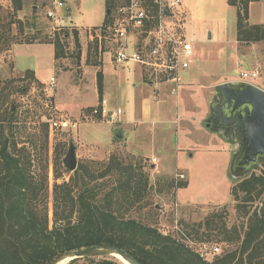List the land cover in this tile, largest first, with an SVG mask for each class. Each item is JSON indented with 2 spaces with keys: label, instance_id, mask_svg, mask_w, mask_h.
<instances>
[{
  "label": "rangeland",
  "instance_id": "1",
  "mask_svg": "<svg viewBox=\"0 0 264 264\" xmlns=\"http://www.w3.org/2000/svg\"><path fill=\"white\" fill-rule=\"evenodd\" d=\"M56 1L63 2L55 15L65 25H52L44 16L53 6L52 0H21L19 12L13 11V0H0V27L12 14L23 24L20 32L13 26L12 34H17L21 41H33V44L17 45L10 52L0 54V120L8 118L6 112L12 109L14 119L7 132L10 140L17 142L18 154H22L19 149L23 146L28 150L22 161L28 165L30 176L36 181L47 178L49 220L52 218L54 184L68 182L73 176L63 162L55 167V151L64 154L65 158L73 146L77 167L82 165L89 169V177L84 178L89 188L105 183L106 190H111L127 175L147 180V191L141 202L132 206L116 203L113 210L118 217L154 227L195 252L204 247L207 252L218 247L223 254L237 248L239 243L226 244L213 238L199 240V236L188 229L222 211L228 227L236 226L241 235L246 228L247 218L236 216V203L230 191L251 174L264 175V163L255 166L246 176L233 179L229 166L236 147L221 141L204 124L215 98L216 86L244 83L240 73L257 71V78L248 83L264 91V42H236L238 9L230 6L228 0H180L173 9V18L165 19L164 26L168 31H175L180 26L185 38L194 42L196 55L191 67L181 74L182 83L176 96H172L170 86L161 78L144 72L141 82L136 65H114L109 38L102 40L101 49L96 38L93 41L89 38V32L94 36L110 24V18L104 22L108 11L106 0ZM252 2L247 24L264 25V0ZM56 38L63 51V56L58 59L53 57L52 44ZM13 63L19 70L30 68L35 71L36 78L42 83L53 78L54 87L40 83L25 72L14 73ZM98 72L102 74V85L104 74V93L109 108L112 112L120 110L122 113V125L90 121L89 115L96 105L82 108L77 115L63 111L69 107V99L75 97L65 91L64 84L70 82L85 84L86 104L95 102L93 88ZM150 82L155 85L149 86ZM145 90L149 93L146 97L153 102V119L141 133L137 131L136 137L141 144L136 145L140 143L136 139L135 143L127 141L125 146H118V141L114 140L107 145L113 127L122 128L120 131L138 129L136 98ZM97 99H102L98 91ZM71 102L75 104L76 101ZM81 103L85 102L80 100L76 106ZM62 120L76 123L75 130L56 131L50 135V123ZM125 122L130 123L129 127ZM117 133L120 132L117 130ZM167 137L168 146L159 141ZM111 159L114 163L107 177L90 180V176H99ZM118 164H121L120 168ZM56 172L60 176L58 179ZM175 175L184 178L176 179ZM75 264L94 263L80 259Z\"/></svg>",
  "mask_w": 264,
  "mask_h": 264
},
{
  "label": "trees",
  "instance_id": "2",
  "mask_svg": "<svg viewBox=\"0 0 264 264\" xmlns=\"http://www.w3.org/2000/svg\"><path fill=\"white\" fill-rule=\"evenodd\" d=\"M251 2L228 0L230 6L238 9V43L264 42V25L247 24ZM13 5L14 12L22 10L21 0H13ZM106 5L109 11V0H106ZM107 19L108 15L104 22ZM13 26L17 32L23 28L22 22L10 14L0 27V54L10 52L17 45L33 44V41H21L17 34L13 35ZM76 38L77 33L74 32L78 47ZM52 45L54 59L62 57L58 38ZM25 75L33 77L29 71ZM96 86L99 97H102L101 72L96 75ZM6 113L9 117L0 120V264H49L65 252L92 246H116L140 264H264V175L251 174L231 188L236 216L247 218L242 235L236 226L226 225L224 211L206 217L191 229L187 228L198 235L199 240L213 238L226 244L239 243L234 250L205 262L191 248L163 235L154 227L115 214L116 203L132 206L143 200L147 180L141 176L136 179L127 175L111 190H106L105 183L89 188L84 182V178L89 177V169L79 165L68 182L54 184L50 221L47 178L36 181L30 176L28 165L22 161L28 150L23 146L19 149L22 154H18L17 142L11 141L7 134L14 119L12 109ZM63 158L64 154L56 150L55 167L56 164L62 165ZM110 162L99 176H90V180L105 179L112 170L114 159ZM118 165L120 168L121 164ZM55 175L56 179L60 177L57 172ZM81 260L94 264H120L114 258Z\"/></svg>",
  "mask_w": 264,
  "mask_h": 264
},
{
  "label": "built area",
  "instance_id": "3",
  "mask_svg": "<svg viewBox=\"0 0 264 264\" xmlns=\"http://www.w3.org/2000/svg\"><path fill=\"white\" fill-rule=\"evenodd\" d=\"M53 1V6L47 9L44 16L52 25H63V21L56 18V9L63 7L62 1ZM110 9L108 18L110 24L105 31L89 32L92 41L96 38L99 49L102 40H111V53L113 63L117 65L133 64L140 66L145 72L156 78H161L170 86V95L176 96L177 89L181 86V74L193 64L195 48L192 39L184 36L181 27L175 31H168L164 26L165 19L173 18V9L180 4V0H109ZM167 9L169 15L164 13ZM65 25V24H64ZM257 71L240 73L242 82L248 83L257 78ZM48 85L54 87L51 78ZM120 110L111 112L107 102L101 100L93 108L89 120H98L111 125L121 124ZM76 123L62 120L51 122L49 134L56 131L75 130ZM155 163V160H152ZM176 179L183 180L182 175H175ZM200 259L209 262L220 254L218 247H212L208 252L206 248L196 252Z\"/></svg>",
  "mask_w": 264,
  "mask_h": 264
},
{
  "label": "water",
  "instance_id": "4",
  "mask_svg": "<svg viewBox=\"0 0 264 264\" xmlns=\"http://www.w3.org/2000/svg\"><path fill=\"white\" fill-rule=\"evenodd\" d=\"M164 13L169 15L167 9ZM109 12L107 11V15ZM205 128L221 141L238 146L229 172L231 177L246 176L258 164L264 163V91L249 83H224L215 87V98L209 107ZM121 139L120 133L115 134ZM69 172L77 168L75 150L71 146L63 160ZM112 257L122 264H140L116 246H92L65 252L49 264H68L85 258Z\"/></svg>",
  "mask_w": 264,
  "mask_h": 264
},
{
  "label": "crops",
  "instance_id": "5",
  "mask_svg": "<svg viewBox=\"0 0 264 264\" xmlns=\"http://www.w3.org/2000/svg\"><path fill=\"white\" fill-rule=\"evenodd\" d=\"M254 5V2H251L249 3L248 5V16H249V13H250V10H251V7ZM15 47V46H14ZM12 47V49L14 48ZM11 49V50H12ZM195 55H196V52H195ZM53 57H54V49H53ZM81 59H82V55H81ZM116 65V64H114ZM137 66V65H136ZM78 70L80 71L81 68H78ZM136 70H137V73H138V81H141L143 82V77H144V72L145 70L143 68H141L140 66H137L136 67ZM32 72L33 73V76L34 78L39 81L37 78H36V72L33 71L32 69L30 68H23V69H17L13 63V72L16 73V74H20V73H24V72ZM65 74V73H63ZM51 79V78H50ZM49 79V81H50ZM55 81V80H54ZM40 82V81H39ZM42 83V82H40ZM49 83V82H48ZM48 83H42V84H48ZM150 85H155L154 83L150 82L149 83V86ZM85 84H77V83H68V84H64V88H65V91L67 92H70V93H73L75 95V97L73 99H69L68 101V108H64L65 110H63L64 112H68L69 114L70 113H73L74 115H77L79 114L80 110L82 108H85V107H94L95 105L98 104L99 100L97 99V88L96 86H94V90H95V102L93 104H86V98L84 97L85 93L87 92L86 89H85ZM82 89H84V91L82 92ZM104 74H103V85H102V99L101 100H105L107 102V108L109 111H111V109L109 108V101L106 100L105 98V93H104ZM82 94V95H80ZM145 94H149L148 93V90H145L143 91L140 95L141 97H139L138 99L136 98V107H137V125H139L138 129H126L125 131H120L119 129H122L120 127L118 128H114L113 127V130L111 132V134L108 136V141H107V145L111 144L112 141H118L116 144L119 146H125L126 142L128 141V143H135L136 142V139L139 140V138L136 137V134H137V131H138V134L141 133V129L145 128L146 127V124L147 123H151L152 119H153V102L152 100L150 99V97H146ZM72 100H75V104H71ZM83 101L85 103H81L80 105H77L76 106V103L79 102V101ZM157 102V101H154V103ZM72 105V106H71ZM61 109V108H60ZM62 111V110H61ZM112 112V111H111ZM122 116V115H121ZM122 124H124V122H122ZM121 124V125H122ZM130 123H127L125 122V126L129 127ZM143 125V126H142ZM117 130L120 132V134L122 135V138L121 139H116L115 138V134L117 133ZM165 135V134H164ZM163 135V137H164ZM160 142L164 143L165 145H170L169 143V140H168V137L167 138H160L159 139ZM138 142H140L139 144H136V145H140L141 144V141L139 140ZM155 143V142H152V144ZM134 146V147H140V146ZM115 146V145H114ZM142 150V149H141Z\"/></svg>",
  "mask_w": 264,
  "mask_h": 264
},
{
  "label": "flooded vegetation",
  "instance_id": "6",
  "mask_svg": "<svg viewBox=\"0 0 264 264\" xmlns=\"http://www.w3.org/2000/svg\"><path fill=\"white\" fill-rule=\"evenodd\" d=\"M209 118V114H208V117L206 118V120ZM205 120V121H206ZM206 123V122H205ZM205 125V124H204ZM236 147V152L238 151V146H235Z\"/></svg>",
  "mask_w": 264,
  "mask_h": 264
}]
</instances>
